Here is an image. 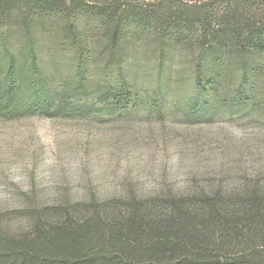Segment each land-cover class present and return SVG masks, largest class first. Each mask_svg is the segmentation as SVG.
Instances as JSON below:
<instances>
[{
  "label": "trees",
  "instance_id": "16d2710c",
  "mask_svg": "<svg viewBox=\"0 0 264 264\" xmlns=\"http://www.w3.org/2000/svg\"><path fill=\"white\" fill-rule=\"evenodd\" d=\"M51 28L61 33L45 45L41 31ZM141 35L157 41L151 90L138 83L150 76L132 45ZM178 48L199 54L191 78L201 102H249L264 89V0H0V119L154 111L179 74L169 64ZM59 54L74 69L56 94L50 67L67 61ZM81 92L92 103L73 101ZM29 212L26 230L0 231V264H264L259 178L177 192L130 189Z\"/></svg>",
  "mask_w": 264,
  "mask_h": 264
},
{
  "label": "rangeland",
  "instance_id": "374dc122",
  "mask_svg": "<svg viewBox=\"0 0 264 264\" xmlns=\"http://www.w3.org/2000/svg\"><path fill=\"white\" fill-rule=\"evenodd\" d=\"M41 33L50 45L61 31ZM132 45L145 70L141 74L150 73L139 78V86L152 89L158 83L151 77L157 41L141 35ZM66 55L59 54L65 66L50 67L56 94L71 85L63 80L74 69ZM198 55L178 48L169 64L179 74L151 112L147 107L114 115L66 110L0 119V231L26 230L31 208L60 201L112 197L130 189L153 194L264 181V89L234 106L201 102L191 78ZM71 97L80 104L93 101L84 92Z\"/></svg>",
  "mask_w": 264,
  "mask_h": 264
}]
</instances>
